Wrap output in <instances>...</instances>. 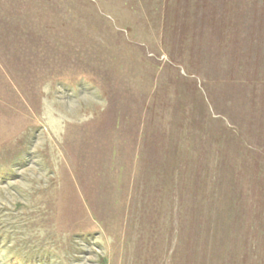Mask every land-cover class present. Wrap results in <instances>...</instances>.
Masks as SVG:
<instances>
[{
	"label": "rangeland",
	"instance_id": "obj_1",
	"mask_svg": "<svg viewBox=\"0 0 264 264\" xmlns=\"http://www.w3.org/2000/svg\"><path fill=\"white\" fill-rule=\"evenodd\" d=\"M0 264H264V0H0Z\"/></svg>",
	"mask_w": 264,
	"mask_h": 264
}]
</instances>
